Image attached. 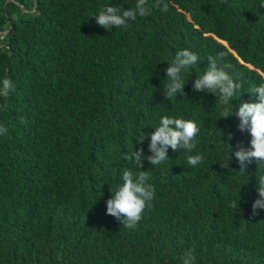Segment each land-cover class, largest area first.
<instances>
[{
  "label": "trees",
  "instance_id": "obj_1",
  "mask_svg": "<svg viewBox=\"0 0 264 264\" xmlns=\"http://www.w3.org/2000/svg\"><path fill=\"white\" fill-rule=\"evenodd\" d=\"M135 3L0 0V80L16 87L0 97V264H181L190 248L196 264H264V210H252L264 166L238 172L234 153L250 134L235 116L219 119L213 94L193 89L220 52L244 91L264 83V0H148L151 15L126 30L96 24L102 7ZM181 49L198 54L199 70L183 73L185 95L167 100V61ZM242 102L253 98L230 103ZM163 116L194 120L197 146L132 166L148 171L156 195L128 229L106 201L131 167L122 152L151 155L149 139L137 140ZM196 154L204 162L187 166Z\"/></svg>",
  "mask_w": 264,
  "mask_h": 264
},
{
  "label": "clouds",
  "instance_id": "obj_2",
  "mask_svg": "<svg viewBox=\"0 0 264 264\" xmlns=\"http://www.w3.org/2000/svg\"><path fill=\"white\" fill-rule=\"evenodd\" d=\"M161 10L167 12L168 5L163 4ZM149 15H151V8L148 6V0H136L135 6L129 9H124L122 5L102 7L93 17L99 27L110 32L113 27L126 30L129 22L135 21L137 16L148 17ZM225 57L224 52L216 56H208V67L202 75L197 76L193 89L213 94L220 105L219 119L235 116L239 120L238 130L247 131L250 134V147H239L234 153L239 164L238 172L245 176L247 167L253 161L257 164V172L264 166V83L250 85L244 91L242 83L230 74L232 65L225 62ZM167 62L170 65L165 69L168 83L163 86V93L167 100H171L177 98L178 94L185 95L184 88L187 82L183 78V73L192 69L199 70L197 65L200 58L198 54L188 49H181L176 52L170 62ZM15 90L16 87L11 78L5 77L0 80V97L7 98ZM242 92L248 93L253 98V102H242L238 109H235L230 102L238 99ZM152 128L154 131L147 137L143 133L137 140L143 143L146 138L149 139L148 149L151 155L145 157L143 148L122 152L121 159L130 163L131 167L122 171V183L114 192H111V198L106 201V213L120 220L123 227L132 230L144 219L145 212L152 207L156 195L155 186L149 182L151 176L148 171H134L132 166L134 165L137 169L143 168L145 158L152 167L160 166L171 159L168 155L169 149L173 153H179L182 150L191 153L197 146V137L201 132L200 126L194 120L169 116L161 117L159 124ZM7 133L8 127L0 123V136ZM231 139L232 134L229 133L228 140ZM227 145L231 153V145L229 143ZM229 153L227 162L222 161V166L225 168L228 167L231 159ZM203 162L202 154L187 157V166L193 168ZM256 191L258 198L252 204L253 215H256L257 209L264 210V174L256 175ZM238 201H233V208L238 209ZM196 259L195 251L191 248L180 257L181 264H196Z\"/></svg>",
  "mask_w": 264,
  "mask_h": 264
}]
</instances>
